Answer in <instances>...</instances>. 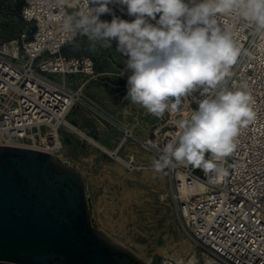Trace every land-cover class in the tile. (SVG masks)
Segmentation results:
<instances>
[{
    "label": "built area",
    "instance_id": "2783aa9c",
    "mask_svg": "<svg viewBox=\"0 0 264 264\" xmlns=\"http://www.w3.org/2000/svg\"><path fill=\"white\" fill-rule=\"evenodd\" d=\"M85 3L25 0L21 17L26 30L17 41L0 43V145L46 149L57 155L63 148L64 120L77 105L116 125L97 102L51 78L95 74L92 57L64 53L79 33L63 31V18L81 11ZM109 7L112 13L101 16L134 19L126 6ZM219 20L241 49L227 87L246 85L254 118L240 128L227 157L215 160L205 154L199 166L174 162L163 171L180 223L193 242L217 264H264V30L236 14ZM216 90L208 89L207 94L214 96ZM199 98V91L181 97V107L167 111L165 123L147 139L123 128L126 138H134L158 158L167 143L178 139L177 122L198 108Z\"/></svg>",
    "mask_w": 264,
    "mask_h": 264
},
{
    "label": "clouds",
    "instance_id": "9594fccd",
    "mask_svg": "<svg viewBox=\"0 0 264 264\" xmlns=\"http://www.w3.org/2000/svg\"><path fill=\"white\" fill-rule=\"evenodd\" d=\"M112 4L126 6L134 19L101 20ZM231 14L264 30V0H86L81 11L63 18V31L83 35L91 47L115 42L130 73L125 98L149 114L159 118L177 108L174 100L200 92L198 108L177 122L178 139L153 159L157 172L174 162L199 166L205 154L227 157L240 128L254 118L246 85L227 87L241 54L230 28L220 24ZM208 89H217L215 95Z\"/></svg>",
    "mask_w": 264,
    "mask_h": 264
},
{
    "label": "rangeland",
    "instance_id": "374dc122",
    "mask_svg": "<svg viewBox=\"0 0 264 264\" xmlns=\"http://www.w3.org/2000/svg\"><path fill=\"white\" fill-rule=\"evenodd\" d=\"M21 4L22 0H0L1 44L17 41L20 34L26 30V25L20 21V13L24 5L21 7ZM82 37L85 43H89L86 37L83 35ZM64 53L81 54L93 58L95 74L67 75L66 85L97 102L116 122L114 125L107 119L95 118L91 112L80 105L74 108L86 113L80 126L72 121H79L74 109L68 116V120L73 125L96 141L98 138L92 135L90 129L95 124L103 127L104 131L101 134L107 139L103 145L99 144L111 153L93 145L78 133L64 127L61 128L64 150L58 156L76 164L86 177L99 226L118 243L136 253L149 264H217V260L193 242L183 229L171 200L166 175L164 183L160 176V179L156 177V182L147 181L151 178L153 180L155 174H158L157 171L146 175L147 171L140 168L142 165L137 164L128 156V152L134 149L133 147L140 148L144 151L143 153L153 156L154 154L134 138H126L123 128L132 129L137 138L147 139L156 128L165 123L169 116L168 112L166 111L163 116L157 118L144 109V122L142 123L135 117L128 119L129 117L127 118L124 112L116 116L108 108L111 103L116 105L117 98L126 104L130 103V100L123 98L127 95V81L123 77L128 78L130 74L128 70L123 74L127 58L116 50L115 42L110 48H103L99 45L91 47L89 44L83 46L80 52L66 50ZM112 64L120 69L118 72L123 77L116 74H104L96 77V80L89 79L95 78L99 69H107ZM51 78L56 80L53 76ZM86 80L90 81L83 86ZM94 87L102 89L104 95L93 93ZM117 92H120L119 96L116 95ZM173 102L177 103V109L181 107V99ZM84 112L83 115H85ZM114 166L118 172L119 169L124 168V173L119 172V174ZM125 171L137 175V179L122 176L127 175ZM107 222L110 223L111 228L106 225ZM186 246L188 250L185 249Z\"/></svg>",
    "mask_w": 264,
    "mask_h": 264
},
{
    "label": "water",
    "instance_id": "95a60500",
    "mask_svg": "<svg viewBox=\"0 0 264 264\" xmlns=\"http://www.w3.org/2000/svg\"><path fill=\"white\" fill-rule=\"evenodd\" d=\"M0 264H149L103 230L79 168L0 145Z\"/></svg>",
    "mask_w": 264,
    "mask_h": 264
},
{
    "label": "crops",
    "instance_id": "0c3cea01",
    "mask_svg": "<svg viewBox=\"0 0 264 264\" xmlns=\"http://www.w3.org/2000/svg\"><path fill=\"white\" fill-rule=\"evenodd\" d=\"M74 55H81V54H74ZM126 67V66H125ZM125 69V68H124ZM120 69L119 68H117L116 67V65L115 64H112L111 66H109L107 69H104V70H102V69H99L98 70V74L96 75V76H94L95 78H89L90 80L91 79H95L96 80V77H99L100 75H104V74H109V75H114V74H116V75H119V76H121V77H123L122 76V74H120L118 71H119ZM127 72V71H126ZM125 72H124V70H123V74H124ZM130 75V74H129ZM88 76V75H87ZM56 80H54V81H56L57 83H59V84H62V85H64V86H66L67 88H69V89H72V88H70L69 86H67L66 85V76H53ZM123 79L124 80H126L127 81V79L128 78H124L123 77ZM90 80H86L85 82H84V84H83V86H85ZM94 92L93 93H95L96 95H98V94H101V96H103L104 94H103V90L102 89H97L96 87H94V90H93ZM119 93L120 92H117L116 93V95L117 96H119ZM126 96V95H125ZM125 96L123 97V98H125ZM118 99V101H116L117 103H116V105H115V103H111L110 104V106H108V108L112 111V113L114 114V115H119V113L120 114H122L123 112L125 113V116L128 118V119H131V118H133V117H135V118H137V120H140V121H142V123L144 122L143 121V116H144V108H142V107H140L139 105H135V104H132L131 102L129 103V104H126V103H124L123 101L121 102L120 101V98H117ZM118 104V105H117ZM74 112H76L77 113V115H78V119H79V121L78 120H72L73 122H76L77 124H79V126L83 123L81 120L82 119H84V117H86V113H85V115H83V112H81L78 108H76V109H74ZM124 115V114H123ZM122 116V115H121ZM95 124V123H94ZM141 127H142V125H141ZM141 129V128H140ZM92 131V135L93 136H95L96 138H98V143H100L101 145H103L104 144V142H105V140L107 139V137H102V134H101V132L102 131H104V129H103V127H101V126H99L98 124H95L93 127H91V129H90V132ZM134 149H131V151L130 152H128V156H129V158L130 159H132L133 161H135L137 164H140V165H142L141 167H143L142 169H144V170H152L153 169V167H152V161H153V159H156V157L155 156H153V155H151V154H149V153H143L144 151H142L140 148H138V147H133ZM63 150H64V146H63ZM132 156H134V159L132 158ZM137 161H136V160ZM74 164V163H73ZM76 165V164H75ZM144 165V166H143ZM77 166V165H76ZM78 167V166H77ZM122 167V166H121ZM123 168V167H122ZM114 169L117 171V169L115 168V166H114ZM124 169V168H123ZM80 170V169H79ZM125 170V169H124ZM154 170V169H153ZM81 171V170H80ZM82 172V171H81ZM118 172V171H117ZM126 172V171H125ZM119 173V172H118ZM127 173V172H126ZM158 173H161L162 175H163V177H164V179H165V172L163 171V170H161V171H159ZM83 174V173H82ZM120 174V173H119ZM122 175V174H121ZM132 175V176H131ZM83 176H84V174H83ZM122 176H127V177H130V178H134V177H136L137 175H134V174H129V173H127V175H122ZM85 177V176H84ZM142 177H143V175H142ZM158 179H160L159 178V175L158 174H155V176L153 177V180H152V178L151 179H149V180H147V181H152V182H156L157 181V178ZM85 179H86V177H85ZM136 179H137V177H136ZM144 180V179H143ZM160 181V180H159ZM164 182H165V180H164ZM163 182V183H164ZM162 183V182H161ZM88 184V183H87ZM88 189H89V187H88ZM131 190V189H130ZM132 191H134V190H132ZM90 192V191H89ZM135 193H137L136 191H134ZM91 196V195H90ZM137 196H138V198H139V195L137 194Z\"/></svg>",
    "mask_w": 264,
    "mask_h": 264
},
{
    "label": "bare ground",
    "instance_id": "6f19581e",
    "mask_svg": "<svg viewBox=\"0 0 264 264\" xmlns=\"http://www.w3.org/2000/svg\"><path fill=\"white\" fill-rule=\"evenodd\" d=\"M62 77V76H61ZM63 127L66 129H69V130H71V131H73V132H76V133H78L79 135H81L83 138H86L90 143H92L93 145H95V146H98L99 148H102L103 150H105V151H107V152H110L107 148H105V147H103V146H101L96 140H94L93 138H91V137H89L88 135H86L83 131H81L80 129H78L75 125H73L69 120H68V118H66L65 120H64V125H63ZM60 137H61V134H60ZM60 142H61V144H62V146H63V142H62V139L60 138ZM37 149V148H36ZM37 150H41V151H45V152H49V153H51L49 150H46V149H37ZM63 151V148H62V150L60 151V152H62ZM111 153V152H110ZM53 154V153H52ZM58 155H60V153H58L56 156H58ZM58 157H60V156H58ZM60 158H62V159H64V160H66L65 158H63V157H60ZM132 158L134 159V156H132ZM136 160V159H135ZM137 161V160H136ZM140 168H143V167H140ZM119 169V168H118ZM147 172H146V175L147 174H154V173H156V171L155 170H151V171H148V170H146ZM119 172L120 173H124V171H123V169H119ZM158 173V172H157ZM159 174V176H160V178H161V180H162V182H164V177H163V175L161 174V173H158ZM144 176V175H143ZM146 178V177H145ZM134 195V194H133ZM136 198V197H135ZM137 199V198H136ZM106 225L108 226V227H110V223H106ZM111 228V227H110ZM185 249L186 250H188V246H186L185 247ZM215 262V261H214Z\"/></svg>",
    "mask_w": 264,
    "mask_h": 264
},
{
    "label": "trees",
    "instance_id": "16d2710c",
    "mask_svg": "<svg viewBox=\"0 0 264 264\" xmlns=\"http://www.w3.org/2000/svg\"><path fill=\"white\" fill-rule=\"evenodd\" d=\"M24 2H25V0H22L21 7L24 4ZM21 7H20V9H21ZM100 19L101 20H107L109 22L111 21L108 17H105V16H101ZM20 21L23 22V24H25L23 19H22V17H21V13H20ZM87 45H89V43L88 42L85 43L83 41L82 35L79 34L78 39L76 41L72 42L71 44H69L67 47H65L64 51H66V50H74V51L80 52V50L83 48V46H87Z\"/></svg>",
    "mask_w": 264,
    "mask_h": 264
}]
</instances>
